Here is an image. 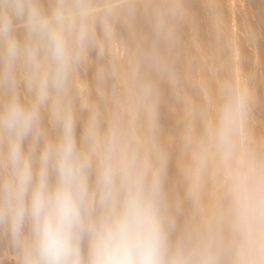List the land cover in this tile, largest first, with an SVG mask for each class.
<instances>
[{"label":"clouds","instance_id":"clouds-1","mask_svg":"<svg viewBox=\"0 0 264 264\" xmlns=\"http://www.w3.org/2000/svg\"><path fill=\"white\" fill-rule=\"evenodd\" d=\"M136 9V0H0V264H264L253 89L225 79L197 110L170 192L152 74L175 84V68L152 46L128 58L117 86L105 63L117 22ZM167 15L155 13L158 40L172 38ZM93 55L96 98L80 80Z\"/></svg>","mask_w":264,"mask_h":264},{"label":"rangeland","instance_id":"rangeland-1","mask_svg":"<svg viewBox=\"0 0 264 264\" xmlns=\"http://www.w3.org/2000/svg\"><path fill=\"white\" fill-rule=\"evenodd\" d=\"M193 1L195 8H191V2L187 5V0H136L137 8L142 6L146 8V12L144 10L141 12L144 16L139 15L138 18L141 17L142 23L148 25L144 26V30L146 32V29L150 28L147 32L151 37L153 35L155 40L149 41L153 37L148 35L150 38L147 39V43L145 42L146 34L141 36L143 31L139 33L140 27L138 31L136 30L138 26L143 29V24L140 25L142 20L137 19V16H135L137 23L134 21V16L122 19L118 22L120 24L116 25V29L120 30L122 27L127 30L123 32L131 34L130 36L126 34L130 37L131 45L129 42L125 44L129 39L125 33L122 32L120 35L123 29L118 30L120 34L116 30L118 35L110 45L105 59V63L115 65V76L113 81H110V85L115 83L117 86H123L125 83L123 73L128 58L131 55H141L149 47L148 41L154 45L156 42L161 44L162 46L158 44L155 46L162 48H160L161 54L175 68L178 78L175 84L169 83L164 77L152 74L159 88L158 119L161 139L171 156L167 186L172 193L179 191L177 170L182 157L181 137L187 129L199 130L197 110L212 104L219 85L225 79L243 77L250 84L255 95L250 130L256 140H264V0ZM172 5L177 7L169 11ZM139 10L136 9L137 15L140 14ZM157 10L168 13L167 21L172 28V38L169 41L156 38L154 24ZM144 12L146 14H143ZM146 19L147 23L144 22ZM137 32L141 38L137 36ZM119 36L121 38L125 36L124 40L127 41L119 40ZM136 39H142V43L145 42L147 47L144 48L145 44L141 41H139L141 45L138 44ZM122 41L124 44L121 43ZM126 45L133 47L127 48ZM138 45L139 48L143 45V50L139 49ZM94 61L80 74V80L85 94H91L96 98L99 93L95 84ZM213 186L214 176L210 173L209 196L213 195ZM4 250L6 245L0 243V252Z\"/></svg>","mask_w":264,"mask_h":264},{"label":"bare ground","instance_id":"bare-ground-1","mask_svg":"<svg viewBox=\"0 0 264 264\" xmlns=\"http://www.w3.org/2000/svg\"><path fill=\"white\" fill-rule=\"evenodd\" d=\"M184 1H185V0H184ZM187 2H188V0H187ZM189 2L192 3V2H194V1L192 0V1H189ZM189 2L187 3V5L189 4ZM193 4H194V3L191 4V5H192L191 8H195V7H193ZM191 5H189V6H191ZM139 7H141V6H139ZM142 7H143V6H142ZM142 7H141V8H137V10L142 9ZM143 8H144V7H143ZM143 10L145 11L146 8L142 9L141 11L139 10L138 12H140V14H138V15L135 13V15H134L133 18H134V21H135V20H136V19H135V16H137V19H139V20L141 19V20H142V21H140V22H141L140 25L143 24V29H142L141 26H138L136 30L138 31V28L140 27V31H139V33L143 31L142 34H141V36H143L144 33L146 34L147 37L145 38V39H146L145 42L147 43V39H149V38L151 37V35H149V33H148L150 28H149V29H146V32H147V30H148L147 33H146L145 30H144V29H145L144 26L147 25V24H146V23H147V19H146V21L144 20V22H146V23H145L146 25H144V23H142V22H143V19L141 18L142 16H144V15H141V12H142ZM145 12H146V11H145ZM145 12H144L143 14H146ZM148 13H149V12H147V15H148ZM139 15H141L140 18H138ZM133 18H132V20H133ZM130 20H131V19H130ZM130 20H128V21H130ZM132 20H131V21H132ZM139 20H138V22H139ZM121 21H122V20H121ZM149 21H150V20H148V22H149ZM118 22H119V21H118ZM118 22H117V25L120 24V23L118 24ZM123 22H124V21H123ZM123 22H122V24H123ZM126 22H127V21H126ZM135 22H136V21H135ZM135 22H134V23H135ZM129 23H130V22H129ZM136 23H137V22H136ZM192 23L194 24V22H192ZM122 24H121V25H122ZM130 24H131V23H130ZM138 24H139V23H138ZM132 25H134V24L132 23ZM130 26H131V25H130ZM147 26H148V25H147ZM118 28H119V27H118ZM120 28L123 29L122 27H120ZM121 29H120V30H121ZM116 30L118 31L119 29H116ZM120 30H119V31H120ZM119 31H118V32H119ZM123 31H127V30H124V29H123V30H121V34H120V32H119V34L122 35V32H123ZM178 31H179V30H178ZM150 32H151V31H150ZM174 32L176 33V30H175ZM179 32L182 33L183 30H182V31L180 30ZM124 33H125V36L127 37V39L129 38L128 41H127V40H124V39L126 38L125 36H124V38H121L120 36H119L120 38H119V37H117V38H119V40L122 39V40H124V41H127V43H125V44H128V42H129V45H131V44H130V41H129V40H130V37H128V36L126 35V34H128V33L123 32V34H124ZM137 33H138V32H137ZM139 33L137 34V36H138V35L140 36ZM181 33H178V34L182 35ZM145 34H144V36H145ZM150 34H151V33H150ZM116 35H118V34H116ZM128 35L130 36L131 34H128ZM148 35H149L150 37H148ZM141 36H140V38H141ZM122 37H123V36H122ZM133 37H135V35H133ZM152 37H153V35H152ZM152 37H151V38H152ZM140 38H137V39H140ZM137 39H136V40H137ZM136 40H135V41H136ZM152 40H155L154 37H153L151 40H149V41H152ZM124 41H122L121 43L124 44ZM137 41H138L137 43L141 45V43H142V39H141V40H137ZM139 41H141V43H140ZM149 41H148V44H147V45L150 47V44H151V43H150ZM143 42H144V39H143ZM145 42L142 43V44H145ZM159 42H160V41H159ZM149 43H150V44H149ZM152 44L154 45V43H152ZM152 44H151V47H152ZM157 44L159 45V43L156 42L155 45L158 46ZM140 45H138V48H139ZM145 45H146V44H145ZM145 45H144V48L147 47V45H146V46H145ZM155 45H154V46H155ZM124 46H125V45H124ZM159 46H162V45L160 44ZM126 47H127V48H128V47L131 48V47H133V46H127V45H126ZM149 47H147L145 50L149 49ZM151 47H150V48H151ZM130 48H129V49H130ZM140 48H141V47H140ZM140 48H139V49H140ZM157 48H158V47H157ZM160 48H161V47H160ZM160 48H158V49H160ZM131 49H132V48H131ZM141 49L143 50V45H142V48H141ZM161 49H162V48H161ZM161 49H160V51H161ZM163 49H164V48H163ZM167 49H168V48H167ZM94 60H95V59H94ZM94 60H93V61H94ZM94 62H95V61H94ZM93 64H96V63H93ZM7 262H8L9 264H14V261H12L11 259L6 260V261H5V264H7Z\"/></svg>","mask_w":264,"mask_h":264}]
</instances>
